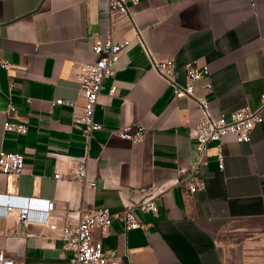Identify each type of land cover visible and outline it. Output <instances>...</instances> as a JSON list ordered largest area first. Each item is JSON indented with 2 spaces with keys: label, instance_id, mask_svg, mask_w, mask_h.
Wrapping results in <instances>:
<instances>
[{
  "label": "crops",
  "instance_id": "1",
  "mask_svg": "<svg viewBox=\"0 0 264 264\" xmlns=\"http://www.w3.org/2000/svg\"><path fill=\"white\" fill-rule=\"evenodd\" d=\"M129 9L115 19L109 0H0V150L25 157L17 186L0 171V194L54 200L50 222L57 226L40 222L37 212L28 223L16 211L0 213V251L15 264H70L64 224L92 208L123 211L126 200L143 198L142 188L158 186V213L135 210L146 228L128 230L115 220L107 237L96 230L119 264H264V122L250 142L223 139V168L210 143L201 172L206 189L188 192L178 170L195 161L189 128L200 111L152 70L135 26L149 49L176 62L180 83L189 62L207 68L213 89L205 96L216 116L256 109L264 94V0H140ZM109 29L126 47L96 106L103 126L90 142L87 176L97 183L90 187L70 176L87 153L74 110L53 102L83 103L75 67L95 58L91 37ZM112 86L118 89L110 96ZM8 122L27 124V133L6 130ZM135 123L147 128L142 141L116 134ZM57 168L63 178H55Z\"/></svg>",
  "mask_w": 264,
  "mask_h": 264
},
{
  "label": "built area",
  "instance_id": "2",
  "mask_svg": "<svg viewBox=\"0 0 264 264\" xmlns=\"http://www.w3.org/2000/svg\"><path fill=\"white\" fill-rule=\"evenodd\" d=\"M140 0H109V10L115 19L130 15V5H137ZM138 38L151 62V68L160 75L172 88L176 98L194 100L200 111L199 121L189 128L190 136L196 142V158L190 167H181L178 171L181 183L188 192L206 189V180L201 177L202 168L208 163V146L216 143L217 157L220 168L224 167L223 139L233 135L239 142H250L254 128L264 122V94L261 95V104L256 109L245 107L215 115L211 102L205 93L213 89V83L208 79L206 67H198L195 62H189L186 67V79L180 83L176 79L177 64L173 59L162 58L145 44L142 31L135 24ZM126 41L115 40L112 30L106 34L95 33L91 37V52L95 58L89 62L77 64L76 78L79 83V95L83 103L78 105L75 100L60 98L54 104L68 105L73 108V124L81 130L86 140V155L70 168V176L83 185L96 187L95 181L88 180V152L94 131L102 128V124L95 120L96 106L99 102L102 87L107 78L114 74ZM9 62L3 61L4 68ZM206 79V80H205ZM205 80L202 85L204 94L197 96V84ZM117 86H112L110 96L117 92ZM10 110H14L10 106ZM6 130L25 134L28 125L25 123H6ZM147 128L141 123L126 124L117 129L116 134L126 140L137 143L145 138ZM25 167V157L20 152L0 150V171L12 178L13 186H17L18 179ZM55 178L64 177L63 171L57 168ZM162 189L158 186L142 188L141 200L129 199L124 202V210L112 212L109 207L92 208L81 213L77 223H66L61 228L60 238L64 241L65 249L73 252L70 264H119V253L114 248H105L101 239L96 237V230L100 229L103 236L109 235V229L115 220L120 221L126 229L146 228V224L139 221L135 214L136 209L144 213L156 215L158 213L157 196ZM56 202L44 198H28L14 194H0V213L7 214L16 211L18 222L28 223L33 212L39 213L40 222L51 228L56 224L50 222L51 212ZM0 264H15L4 250L0 251Z\"/></svg>",
  "mask_w": 264,
  "mask_h": 264
}]
</instances>
